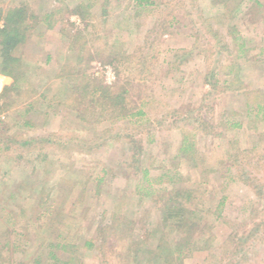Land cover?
Masks as SVG:
<instances>
[{
	"label": "rangeland",
	"instance_id": "obj_1",
	"mask_svg": "<svg viewBox=\"0 0 264 264\" xmlns=\"http://www.w3.org/2000/svg\"><path fill=\"white\" fill-rule=\"evenodd\" d=\"M145 1L0 0L59 12L0 76V264H264V0Z\"/></svg>",
	"mask_w": 264,
	"mask_h": 264
},
{
	"label": "trees",
	"instance_id": "obj_2",
	"mask_svg": "<svg viewBox=\"0 0 264 264\" xmlns=\"http://www.w3.org/2000/svg\"><path fill=\"white\" fill-rule=\"evenodd\" d=\"M137 2H146L145 0H136ZM63 4V3H62ZM147 4V2H146ZM152 3H150L149 5H151ZM81 5H78V9H81L80 7ZM87 9L89 8V6H85ZM58 10L56 8H53L49 13H46L44 15V17L42 19H38L37 16H35L33 13L29 12V9L25 6H11V7H2L0 6V76H4L7 78H10L12 80V84L9 85L8 87H6L5 89L8 91H16L18 93V90L21 88V86H24L27 84V74L28 71L26 70V68L28 69V67L26 66L25 62L22 60L21 57H16L14 56L13 52L22 44H24L28 38V34L31 31V29L33 27H35L38 24L44 25L48 28H52L51 26H53V22L54 21V17L55 15H57ZM146 62V59L145 61ZM86 86L84 85L82 87V91L83 92L86 88ZM97 91H99V89H94L93 92H91L92 96H96ZM106 91V92H105ZM80 92V93H81ZM79 93V94H80ZM115 92L110 88V87H105L104 90L102 91V94L100 96H102V98H104V101H109V103L105 106L103 105L102 109L103 112H107V111H111L113 110L114 107L116 108H121V105L123 104V102H125V99L122 97V94H114ZM19 94V93H18ZM83 94V93H82ZM104 94V95H103ZM81 95V94H80ZM1 94H0V98H1ZM84 96V95H82ZM99 96V97H100ZM97 105L99 106V104L97 103ZM11 108V106L9 105H4V106H0V113L4 112L6 109ZM263 107H258V111L262 110ZM143 116V113L139 110L135 113H129L128 118H137V117H141ZM185 120V119H183ZM29 123H25V125H28ZM191 134L190 136L188 134H184L182 135V140L180 142V152L181 153H188L192 148H193V141L191 140ZM25 145V143H24ZM130 150V157L132 156V158L135 156L137 157L139 154L138 150H134L133 147L129 148ZM140 154H141V150H140ZM264 195V194H262ZM259 197H264V196H259ZM262 199V198H261ZM175 210V207L172 205L167 204L165 206L164 209V213H165V222H170V219H174L175 218V212H173ZM258 224L255 226L254 231H258L259 228H262V226L264 225V219L257 222ZM248 233V235L251 233V231ZM247 235V236H248ZM247 236H245V238H242L243 236H241L240 234L235 236V237H230V239L234 240V242L236 241L237 243H240L241 246L245 243V240L247 239ZM88 246H92L90 245V243H86ZM50 247H52V258L54 260L53 264H72V258L70 257H59L56 254V251L62 250L64 251V249L67 250V247H65L64 245H58V244H52L50 245ZM158 250L160 252H169L168 256L170 255L171 260L173 259V254L171 253L169 248H161L158 247ZM163 250V251H161ZM65 252V251H64ZM55 253V254H54ZM167 260V259H166ZM169 261H164V264H169ZM37 264H39L36 261Z\"/></svg>",
	"mask_w": 264,
	"mask_h": 264
}]
</instances>
